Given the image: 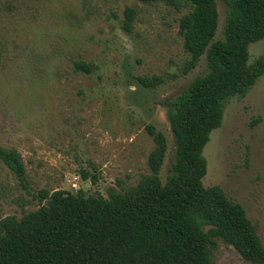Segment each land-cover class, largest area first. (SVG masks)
Returning a JSON list of instances; mask_svg holds the SVG:
<instances>
[{"label": "rangeland", "instance_id": "374dc122", "mask_svg": "<svg viewBox=\"0 0 264 264\" xmlns=\"http://www.w3.org/2000/svg\"><path fill=\"white\" fill-rule=\"evenodd\" d=\"M216 2L214 40L227 12ZM126 7L135 10L130 31ZM187 12L139 0H0V149L18 152L24 165L20 180L0 158V219L37 209L42 189L108 197L135 185L149 174L150 124L167 138L165 178L175 149L168 104L207 71L202 55L182 73L188 55L178 26ZM260 56L264 39L249 45L248 62ZM77 60L94 70L75 71ZM154 75L163 79L154 88L137 81ZM202 154L203 185L240 203L264 243V73L244 97L226 101ZM214 264L252 263L219 243Z\"/></svg>", "mask_w": 264, "mask_h": 264}, {"label": "trees", "instance_id": "16d2710c", "mask_svg": "<svg viewBox=\"0 0 264 264\" xmlns=\"http://www.w3.org/2000/svg\"><path fill=\"white\" fill-rule=\"evenodd\" d=\"M139 1L188 9L178 26L188 55L182 73L194 69L202 55L207 61V71L168 104L175 141L168 174L162 179L167 138L146 125L154 143L147 156L149 174L108 197L39 190L37 197L45 203L37 209L0 219V264H214L219 243L231 245L245 261L264 264V243L244 207L219 185L202 182L207 171L203 148L222 123L226 101L244 97L264 73V56L248 62L249 45L264 39V0H224L223 37L215 40L216 0ZM134 18L135 10L126 7V31ZM94 68L74 62L75 71ZM137 81L154 88L163 79L138 76ZM0 158L24 178L18 152L1 148ZM81 176L95 181L85 171Z\"/></svg>", "mask_w": 264, "mask_h": 264}]
</instances>
